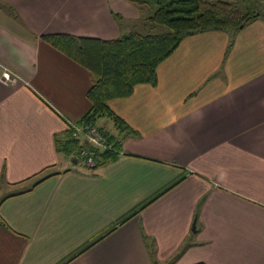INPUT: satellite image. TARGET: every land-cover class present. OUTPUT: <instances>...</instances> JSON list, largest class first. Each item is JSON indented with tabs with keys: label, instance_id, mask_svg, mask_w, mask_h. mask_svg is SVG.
<instances>
[{
	"label": "crops",
	"instance_id": "0c3cea01",
	"mask_svg": "<svg viewBox=\"0 0 264 264\" xmlns=\"http://www.w3.org/2000/svg\"><path fill=\"white\" fill-rule=\"evenodd\" d=\"M140 17L126 0H0V264H264L262 18L185 37L156 86L110 100L129 128L96 124L118 156L62 151L92 76L43 36L116 39Z\"/></svg>",
	"mask_w": 264,
	"mask_h": 264
},
{
	"label": "trees",
	"instance_id": "16d2710c",
	"mask_svg": "<svg viewBox=\"0 0 264 264\" xmlns=\"http://www.w3.org/2000/svg\"><path fill=\"white\" fill-rule=\"evenodd\" d=\"M126 1L136 6L148 23L165 27L166 31L151 34L132 29L110 40L72 34L43 36L49 44L91 73L92 86L88 97L92 106L81 124H96L100 118L110 117L118 129L126 130L129 126L112 111L109 101L129 97L139 84L156 86L160 64L176 51L185 37L212 30L235 33L262 18L257 11L241 9L237 0ZM246 1L254 3L259 0ZM115 17L123 21L122 15L115 14ZM108 135L114 148L102 155L110 159L118 156L120 150L118 142ZM61 148L65 152H76L77 157L80 146L72 138L71 130L64 136ZM48 176H42L34 185Z\"/></svg>",
	"mask_w": 264,
	"mask_h": 264
},
{
	"label": "built area",
	"instance_id": "2783aa9c",
	"mask_svg": "<svg viewBox=\"0 0 264 264\" xmlns=\"http://www.w3.org/2000/svg\"><path fill=\"white\" fill-rule=\"evenodd\" d=\"M5 79L10 80L9 72H4ZM72 138L80 145V155L89 168H95L97 158L106 152L113 150V142L108 132L97 124H73L70 127Z\"/></svg>",
	"mask_w": 264,
	"mask_h": 264
},
{
	"label": "rangeland",
	"instance_id": "374dc122",
	"mask_svg": "<svg viewBox=\"0 0 264 264\" xmlns=\"http://www.w3.org/2000/svg\"><path fill=\"white\" fill-rule=\"evenodd\" d=\"M238 5L241 9L243 10H248L251 9L253 11H257L261 14L262 19L264 20V0H259L257 2H248L246 0H237ZM129 26L134 29V31H139L142 33H161L166 31L165 27L159 26V25H154L152 23H148L145 18L141 15L140 19L134 20L129 23ZM68 159L71 161L72 165L75 163L73 162L71 157H68ZM80 163L84 164V160H82Z\"/></svg>",
	"mask_w": 264,
	"mask_h": 264
},
{
	"label": "water",
	"instance_id": "95a60500",
	"mask_svg": "<svg viewBox=\"0 0 264 264\" xmlns=\"http://www.w3.org/2000/svg\"><path fill=\"white\" fill-rule=\"evenodd\" d=\"M194 227H195V224H194Z\"/></svg>",
	"mask_w": 264,
	"mask_h": 264
}]
</instances>
